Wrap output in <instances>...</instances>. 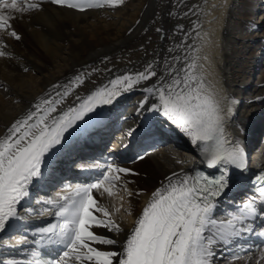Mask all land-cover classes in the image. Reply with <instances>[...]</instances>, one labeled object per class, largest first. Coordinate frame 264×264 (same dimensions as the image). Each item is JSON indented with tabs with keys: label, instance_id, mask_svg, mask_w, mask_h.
Instances as JSON below:
<instances>
[{
	"label": "bare ground",
	"instance_id": "6f19581e",
	"mask_svg": "<svg viewBox=\"0 0 264 264\" xmlns=\"http://www.w3.org/2000/svg\"><path fill=\"white\" fill-rule=\"evenodd\" d=\"M25 2H35L39 7L13 13L11 29L0 30V51L5 53L0 55V137L6 136L17 120L35 112V106L43 100L61 101L54 105L56 112L51 113L58 117L78 107L97 90L111 89L110 82L118 77H135L149 65L156 72L150 80L122 91L112 104L98 105L93 113L76 121L64 133L61 144L46 157L43 175L33 179L30 193L36 182L44 181L57 165L55 159L60 155L65 158L62 153L68 151L66 143L75 144L80 134L96 136L100 131L109 135L119 127L121 130L113 134H126L146 121L156 128L155 134L162 133L164 125L175 137L191 139L167 117L149 110L159 101L144 89L171 83L174 77L182 79L193 63L191 71L200 78L207 95L222 106L229 100L237 102L232 117L225 121L226 132L231 139L253 149L264 168V25H257L250 17L262 0H123L114 6L94 0L103 6L83 11L52 0ZM260 17L263 24L264 13ZM10 31H15L19 39ZM210 33L215 34L213 39H208ZM77 77L83 82H78ZM145 98L147 102L141 107ZM112 164L135 173L119 174L132 194L120 188L113 190L112 196L100 195L96 190L93 195L112 213L122 231L110 232L105 227L91 230L122 244L152 193L168 185L169 178L176 181L189 176V164L178 151L165 147L141 151L130 161L115 160ZM41 205V201L26 203L18 215L27 221L44 211H40ZM217 209L218 205L214 218L221 222L223 216ZM94 215L102 218L101 213L94 211ZM6 242L0 240V252L8 249L3 245ZM93 246L105 251L120 250L118 246ZM220 246L221 243L212 246V264H257L264 255L261 250L231 263L220 255Z\"/></svg>",
	"mask_w": 264,
	"mask_h": 264
},
{
	"label": "snow or ice",
	"instance_id": "6c2138e0",
	"mask_svg": "<svg viewBox=\"0 0 264 264\" xmlns=\"http://www.w3.org/2000/svg\"><path fill=\"white\" fill-rule=\"evenodd\" d=\"M52 2L81 11L103 6L94 0ZM122 2L104 0V3L112 6ZM38 7L39 4L25 0H0V30L11 29L13 13ZM10 35L19 39L15 31H10ZM4 54L0 51V55ZM194 68L193 63L182 79L174 77L171 83L153 84L144 91L158 97L159 103L153 104L149 110L167 117L191 138L193 144L199 142L207 153L208 167L215 169L219 175H185L176 181L169 178L168 185L152 193L149 203L121 244L115 238L97 235L91 230L93 227H105L110 232L122 231L112 219V213L99 204L93 190L109 196L113 195V190L119 191L120 188L128 192L119 174H129L131 170L108 164L103 179L90 184L69 185L68 194H58V199L43 201L55 209L53 214L58 222L39 228L36 234L40 239L33 243L63 246L64 250L56 259H44L40 251L33 249L34 259L26 264H212L214 244H229L242 232L253 231L251 224L241 226L245 220L257 217L255 198L244 202L226 222H218L214 218L217 199L230 187V169L246 168L245 148L240 140L231 139L225 128V121L232 117L237 102L229 100L226 106H222L207 95L200 78L191 71ZM154 76L156 72L149 65L135 77H118L110 82L111 89L97 90L78 107L69 108L58 117H52L51 113L56 112L54 105L61 101L43 100L35 106V112H29L12 124L8 134L0 137V232L15 227L13 222L22 219L17 214V206L30 198L29 186L34 178L43 175L42 165L48 154L61 144L64 133L76 121L93 113L98 105L112 104L122 91H129L133 85ZM76 80L83 82L81 77ZM146 102L147 98L141 107ZM134 132L135 129H129L127 135L132 136ZM257 180L264 185V175L257 176ZM117 182H120L119 186ZM257 191L264 201V186ZM94 211L101 213L102 218L94 215ZM260 214L264 215V208L260 209ZM259 235L264 236V232ZM94 244L118 246L120 250H99ZM4 264L18 262L8 261ZM257 264H264V255L260 256Z\"/></svg>",
	"mask_w": 264,
	"mask_h": 264
},
{
	"label": "rangeland",
	"instance_id": "374dc122",
	"mask_svg": "<svg viewBox=\"0 0 264 264\" xmlns=\"http://www.w3.org/2000/svg\"><path fill=\"white\" fill-rule=\"evenodd\" d=\"M237 2L241 3L243 0H236ZM262 4L259 5V7H257L256 5V11L254 10L253 13L251 14V19L252 21L254 22H257V25H264V23H260L261 21V17H260V13L263 14L264 13V0H262ZM255 3H256V0H255ZM239 10V9H238ZM239 12V11H237ZM262 118V116L260 117V119ZM123 202L125 203V201L123 200Z\"/></svg>",
	"mask_w": 264,
	"mask_h": 264
}]
</instances>
